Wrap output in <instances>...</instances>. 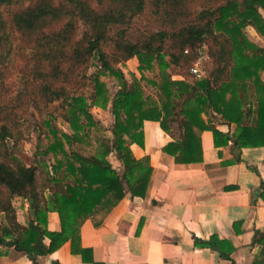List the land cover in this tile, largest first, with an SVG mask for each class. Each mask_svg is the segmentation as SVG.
Listing matches in <instances>:
<instances>
[{"label":"trees","instance_id":"16d2710c","mask_svg":"<svg viewBox=\"0 0 264 264\" xmlns=\"http://www.w3.org/2000/svg\"><path fill=\"white\" fill-rule=\"evenodd\" d=\"M193 1L0 0V44L9 26L26 36L33 95L46 106L59 102L66 128L54 127L48 116L47 144L34 154L51 156L52 165L35 160L27 165L7 148L11 133L0 125V249L13 248L34 263L36 257L69 242L72 255L98 264L91 251L81 247L80 229L86 221L101 227L126 194L146 196L153 169L148 157L136 159L130 149L143 147L144 121L157 122L170 136L161 152L177 165L203 161L205 131L211 133L215 148L229 143L237 149L264 147V47L245 34L251 28L264 41V0H225L198 12L190 9ZM149 2L169 29L130 40L125 28ZM8 7L18 10L7 23L3 13ZM55 23L62 24L51 29ZM78 24L83 27L80 36ZM104 46L111 51L106 53ZM204 48L211 64L206 76L197 79L190 71L192 82L171 79L166 71L170 65L190 69ZM132 59L137 60L140 77L130 74L127 80L114 66ZM91 60L98 65L89 77L93 93L88 103L86 97L71 94L68 86ZM108 78L117 88L113 96L105 82ZM144 86L155 96H145ZM109 106L114 120L110 136L93 134L92 129H100L90 109ZM218 120L234 124L235 132L218 131ZM110 155L120 163V172L110 165ZM38 168L44 176L41 187ZM49 213L57 214L59 232L46 230ZM257 243L264 257V234ZM195 245L224 260H230L233 252L217 236Z\"/></svg>","mask_w":264,"mask_h":264},{"label":"crops","instance_id":"0c3cea01","mask_svg":"<svg viewBox=\"0 0 264 264\" xmlns=\"http://www.w3.org/2000/svg\"><path fill=\"white\" fill-rule=\"evenodd\" d=\"M235 128L216 122L223 134L232 135ZM170 141L157 122H143V147L130 149L136 159L148 157L153 169L146 196L126 194L99 228L86 221L80 229L81 247L90 250L98 264H264L257 243L264 234V147L237 149L229 143L215 148L211 133L205 131L203 161L177 165L161 152ZM108 161L121 171L114 155ZM46 230L60 231L56 213L48 214ZM212 236L233 247L230 260L195 245ZM0 264L89 263L72 255L67 242L34 263L25 253L2 248Z\"/></svg>","mask_w":264,"mask_h":264},{"label":"rangeland","instance_id":"374dc122","mask_svg":"<svg viewBox=\"0 0 264 264\" xmlns=\"http://www.w3.org/2000/svg\"><path fill=\"white\" fill-rule=\"evenodd\" d=\"M225 0H194L190 5L193 12H198L205 9H214L222 4ZM25 4L24 7H26ZM18 10V7H8L3 15L5 21L8 23L10 16ZM62 23L54 24L51 29L58 28ZM126 36L130 40L142 39L161 31H168V27L164 24V19L161 14L155 13V8L149 2L143 13L135 17L131 24L125 28ZM83 31L82 25L78 24V36ZM6 40L0 44V125L4 124L8 127L11 136L6 139L5 145L10 151L17 154L27 165H31L33 160L37 163L45 161L52 165L51 156L41 157L35 155L37 147L46 146L47 140L45 133L47 131L44 122L48 120V116L53 117L51 125L59 130L66 131L60 120L62 114L59 108V102H54L48 106L40 102L38 96L33 95V84L31 82V75L29 73L30 62V43L26 36L16 32L10 26L5 31ZM114 35V31L110 32ZM247 38L256 45L263 44L256 39L254 31L250 28L245 30ZM103 50L108 53L111 50L108 46H104ZM206 48L201 52L194 65L190 67H181L170 65L166 70L171 76L172 80L189 81L192 82L194 77L193 68L196 66L201 74L200 77L207 75V70L210 69L211 64L206 56ZM166 60H168L166 58ZM97 61L91 60L83 73L76 76L73 83L68 86V91L73 95H82L86 97L87 102H91V95L93 93V85L89 77L95 72ZM137 60L132 59L122 64L121 66H114L115 69L122 71L127 80H130L129 75L133 74L139 78L137 72ZM192 68V70H191ZM195 75V74H194ZM148 76L153 77L152 74ZM108 90L113 96L117 88L115 81L112 78L105 79ZM145 96H155L154 91L146 86L143 87ZM90 113L94 121L98 124L100 130L92 129L93 134L110 136L109 130L113 125V116L111 114L110 106L106 110L91 108ZM173 134H177V128L173 126ZM41 149L40 151H42ZM38 187H41L44 182V176L38 168ZM28 205L25 203V211L28 215Z\"/></svg>","mask_w":264,"mask_h":264},{"label":"built area","instance_id":"2783aa9c","mask_svg":"<svg viewBox=\"0 0 264 264\" xmlns=\"http://www.w3.org/2000/svg\"><path fill=\"white\" fill-rule=\"evenodd\" d=\"M193 73L197 76V77H200L201 76V72L199 73V70L197 69V67L195 66L194 68H193Z\"/></svg>","mask_w":264,"mask_h":264}]
</instances>
